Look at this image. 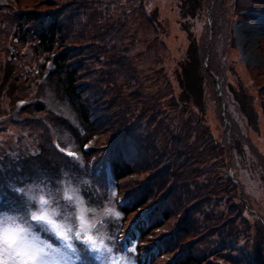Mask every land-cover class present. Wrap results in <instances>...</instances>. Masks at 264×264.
Segmentation results:
<instances>
[{"label":"trees","instance_id":"trees-1","mask_svg":"<svg viewBox=\"0 0 264 264\" xmlns=\"http://www.w3.org/2000/svg\"><path fill=\"white\" fill-rule=\"evenodd\" d=\"M66 1L59 6L64 7L60 15L35 12L25 19L35 29L15 37L13 47L20 48L14 57H6L2 66L8 69L10 79L17 77L26 83L24 67L34 63L38 72L60 87L78 121L74 125L62 120L63 125L76 137L82 156L88 161L95 158L96 179L104 175L103 166L108 163L119 197L127 199L118 205L121 227L135 212L148 209L150 226L141 231L138 255L147 249L140 243L150 237L163 240L166 255L173 253V242H179L180 251L172 264H264V220L259 215L264 203L255 195L258 188L239 177V168L249 170L255 158L263 188L264 156L248 135L252 125L259 130V118L264 127V70H246L247 79L242 83L249 93L239 88L235 94L231 85L236 76L225 67L226 44H218L219 52L211 55L210 46L206 47L200 36L193 59L184 65V71L182 64L175 71L181 84L178 93L166 56L158 55L156 63L147 68L132 62V54L140 60L144 53L131 49L138 45L137 23L131 26V17L148 19L146 0ZM210 1V11H216L213 24L223 21L224 39L227 0ZM244 2L264 7V0L232 1ZM151 24L156 29L155 19ZM211 33L212 29L207 30V37ZM28 44V49L20 50ZM215 77L222 85L220 96L214 87ZM239 77L242 80L243 76ZM29 92L27 86L14 87V94L24 103L15 108L32 121L22 123L8 110L1 111V137L12 123L33 142L16 137L11 149L3 136L6 148L0 154V179L10 156L12 163L25 166L34 157L35 148L49 149L52 144L46 121L49 113L42 102L25 99ZM205 99L211 101L219 124L220 103L225 104L228 124L218 136L211 131L214 128L207 118ZM97 134L98 138L107 136L104 143L94 140ZM89 140L103 153L97 155L92 148L82 151V144ZM50 152L65 168L75 169L62 153ZM130 177H135L134 185L123 182ZM192 242H200L194 250ZM85 257L91 262V256ZM163 257L153 258L150 264H167Z\"/></svg>","mask_w":264,"mask_h":264},{"label":"rangeland","instance_id":"rangeland-1","mask_svg":"<svg viewBox=\"0 0 264 264\" xmlns=\"http://www.w3.org/2000/svg\"><path fill=\"white\" fill-rule=\"evenodd\" d=\"M232 1L233 0L226 1V8L228 9L225 17L227 20V29L226 37L222 39L221 31L223 21L217 20V25L213 24L216 11L214 10V14L210 11V3H212L210 0H146L145 5L148 8V12H150L147 17L148 19L144 18L140 21L137 17H131V26H135L137 23L135 38L136 41H138V45L131 46V49L134 53H144V55H141L143 57L140 60L135 54H132L134 56V59H132L133 64L136 63L139 67L147 68L156 63V57H158V55L162 57L166 56L165 63L169 67L171 79L178 89L181 87V84L178 81L179 77L175 74V71L178 69L179 64H182L183 69L184 65H188L187 63L193 59L196 52L197 40L199 43V37L201 36L207 44L206 47L210 46L209 51L211 55L219 52L218 44H226L228 50L226 51L225 67L237 78H234L235 84H233V81L231 89H235V94H239V88L249 93V89L242 83V81L245 82L247 79L246 70L249 68H252L256 72L264 70V7L255 8L248 2L234 4ZM66 2V0H0V114L1 111L6 112V110H8V112L14 116L12 118H17L18 121L22 123L33 120L28 119L25 114H22L15 108L21 105V101L17 98L19 94H14V87L27 86L30 92L29 94H25V99L30 100L33 98L35 101L43 103L45 109L49 113L47 117H50L46 120L48 125L47 128L52 133V144L48 146L49 149L35 148L36 153L34 157L31 159L30 163H25V166H23V164H16L15 162L12 163V157L10 156L8 163L2 168L3 177L0 179V190L3 188L8 190L7 185L10 181L19 183L22 180L29 179L42 173L50 177L57 176L59 170L65 167L63 166L64 164L62 165L54 159L50 152V150L53 151V149L65 154L64 156L67 158L66 163H74L75 169L68 167V165H66V169L71 170L78 176L87 175L97 187L108 188V186L99 182L103 178L107 179L106 175H101V178L96 180L95 158L93 157L88 161L82 156L79 151V144L76 137L71 135L62 123L63 120L64 122L77 125L78 121L69 106L67 98L61 92L60 87L51 79L45 76L43 77L39 72L37 73L36 64L34 63L30 65L28 72H26L28 77L26 78L25 76L27 80L26 83H21L22 80L18 81L17 77L14 80L10 79L8 69L2 66L4 59L8 56L14 57L15 51H18L20 48L18 47L15 50L13 47L15 37L32 32L35 29L33 25H27L25 19L32 17L35 12L45 15H47L46 13L53 12L60 15L64 7L59 8V6ZM240 5H242L241 8ZM28 11L32 13L28 14ZM149 19L151 21L155 19L157 25L156 29L152 27ZM8 24H14V26L9 27ZM35 27L37 28V25ZM210 29H212L213 33L207 37V30L209 31ZM214 31L220 34H214ZM158 36L159 38L154 40V38ZM145 40H148L150 43ZM70 44L71 43L66 45L69 46ZM28 46L29 44L20 50L23 51L28 49ZM188 71V80L191 81L189 75L191 72V65H189ZM179 72L180 69L178 73ZM239 75L243 76L242 80ZM178 90V93L181 92V89ZM210 103V100L205 99V108L207 106L208 109V111H206L207 118L211 128H214L211 131L218 136L221 126L218 119L215 117L213 109L210 108ZM255 109L257 110L256 107ZM9 124L10 126H8L6 132L2 135L5 136V141L9 148L13 146L16 137L19 138L21 136L25 139V143L33 142L31 139L27 140L25 138V132L21 131L14 124ZM258 125H260L259 130L254 128L255 125L251 126L253 130L250 131L249 137L252 144L256 145L259 151H264V147L261 148L257 146L258 143L264 140V127L263 123H261V118L258 119ZM98 137L100 136L97 134L94 140ZM106 138V135L102 138H98L97 142L104 143ZM94 143H88L84 150L89 151L92 148L97 155L103 153V149ZM2 148L5 149L6 146L2 144V139L0 137L1 156L3 153ZM62 149L64 151H62ZM8 150L9 149H7V151ZM68 152L76 153L80 159L78 161L74 160L72 156L68 155ZM10 155L12 154L10 153ZM251 161L256 163L255 160ZM253 163H251V165H254ZM87 169L92 170L90 173H87L85 172ZM248 175L250 176V182H253V174L248 172ZM123 182H127V185H134L135 177H130ZM110 186H113L112 182ZM256 186L258 188L256 192H259L260 188L258 181L256 182ZM262 200L264 201V197H262ZM143 210L144 209L138 210L137 213L135 212L131 217L126 219L122 236L120 235L121 223L114 226V231L118 233L117 244L120 243V249H125L127 245H135V241H133V236L130 235V232L133 230V221L137 218L138 213L144 212ZM259 215L264 220L263 210L259 211ZM143 217L145 218V216ZM135 233H137L136 230ZM137 236L136 234L134 237ZM188 240L190 242L191 237L188 238ZM153 242L154 238L149 237L145 245H152ZM178 243L179 242H173V253L169 255L164 254L162 258L164 262L167 263L169 260L173 259V256H176L180 251ZM199 243L200 242H192L190 245L194 250ZM151 249L153 250V248ZM192 253L194 254L195 251ZM136 264H138V262H136ZM226 264L229 263L226 262Z\"/></svg>","mask_w":264,"mask_h":264},{"label":"clouds","instance_id":"clouds-1","mask_svg":"<svg viewBox=\"0 0 264 264\" xmlns=\"http://www.w3.org/2000/svg\"><path fill=\"white\" fill-rule=\"evenodd\" d=\"M0 201V264H129L114 226L122 221L118 192L62 168L7 185ZM85 254L91 256L89 262Z\"/></svg>","mask_w":264,"mask_h":264},{"label":"snow or ice","instance_id":"snow-or-ice-1","mask_svg":"<svg viewBox=\"0 0 264 264\" xmlns=\"http://www.w3.org/2000/svg\"><path fill=\"white\" fill-rule=\"evenodd\" d=\"M62 151H64V150L62 149ZM68 155L72 156L74 158V160L78 161L80 159L76 153L68 152ZM99 182L102 183V184H105L106 186H108V189L110 191L113 188V186H110L111 185V181L107 180L106 178L101 179ZM111 195L115 196L116 192L115 191H111ZM117 231H118V228H117ZM125 249L131 254V260H130L129 264H136V259H135L136 248H135V245H127L125 247Z\"/></svg>","mask_w":264,"mask_h":264}]
</instances>
